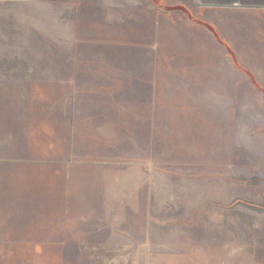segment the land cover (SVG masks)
<instances>
[{
	"label": "crops",
	"instance_id": "1",
	"mask_svg": "<svg viewBox=\"0 0 264 264\" xmlns=\"http://www.w3.org/2000/svg\"><path fill=\"white\" fill-rule=\"evenodd\" d=\"M0 33L15 36L13 43L0 39V104L11 102L0 109V124L19 130L26 151L39 115L38 106L22 98L72 95V82L87 76L84 65L110 64L118 85L111 94L125 102L122 110L158 113L176 158L206 161L178 175L191 178L184 188L190 214L95 222L69 215L0 218V250L8 238H41L60 257L71 236L99 229L115 241L126 239L127 252L113 243H84V255L264 264V0H0ZM5 46L14 50L1 51ZM59 156L47 167L48 202L70 191L67 181L62 189L59 184ZM8 223L13 231L1 228ZM118 223L128 226H113Z\"/></svg>",
	"mask_w": 264,
	"mask_h": 264
},
{
	"label": "rangeland",
	"instance_id": "2",
	"mask_svg": "<svg viewBox=\"0 0 264 264\" xmlns=\"http://www.w3.org/2000/svg\"><path fill=\"white\" fill-rule=\"evenodd\" d=\"M0 39L13 43L15 36L14 33H0ZM12 50L13 47L6 46L1 49ZM84 66L87 76L72 82V95L22 98V104L38 106L39 123L32 128L33 144L25 145L28 151L24 148L25 137L19 130L1 122L4 129L0 135L5 136L0 138L5 139L0 142V155L4 156L0 160V170L5 171V183L0 184V218L13 222L16 216L69 215L82 217L84 222H95L108 217L147 215L164 219L166 214H190L187 206L191 196L184 188L189 187L191 178L178 175H188L203 164L204 167L206 161L176 158L174 144L166 142L165 129L158 127V113L122 110L125 106L121 104L125 102L120 96L111 94L118 86L112 76L113 65ZM10 103L0 104V109L8 110ZM144 119L154 120L147 122L152 126L141 121ZM159 133L163 135L161 139ZM57 156L55 170H59V184L62 189V182L67 181L70 191L66 197L61 194L56 201L48 202L47 167H51L53 157ZM62 199H65V207ZM165 204L172 208L160 207ZM181 204L186 209L177 206ZM86 224L92 228L101 227L100 224ZM5 226L13 231L15 225L8 223L1 228ZM108 237L99 229L86 230L82 235L76 233L65 246V255L60 257L51 255L46 239L28 237L16 241L8 238L1 241L6 250H0V264H158L160 257L157 256L83 254L81 245L84 243L89 247L106 242L117 252L124 250L122 243L126 239L116 237L119 241H115ZM37 241L42 242L43 247L31 246ZM152 243L155 245L157 240ZM16 245L22 248L16 250Z\"/></svg>",
	"mask_w": 264,
	"mask_h": 264
}]
</instances>
